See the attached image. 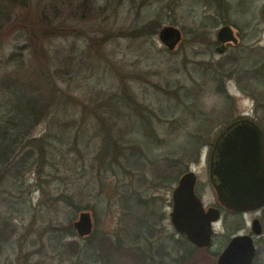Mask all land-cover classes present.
I'll use <instances>...</instances> for the list:
<instances>
[{"label":"rangeland","instance_id":"374dc122","mask_svg":"<svg viewBox=\"0 0 264 264\" xmlns=\"http://www.w3.org/2000/svg\"><path fill=\"white\" fill-rule=\"evenodd\" d=\"M47 1L50 0H34V8ZM79 2L56 0L65 9L61 12L62 19L77 36L70 35L65 40L53 37L47 42L52 54L71 41L76 44L77 72L63 85H69L72 93L86 102L95 97L97 92L113 93L117 92L118 85L125 87L147 106L149 114H145L149 115L151 127L162 141L160 144L154 143L144 156H138L141 165H144L142 172L140 168L132 167L137 155L130 152L128 147L123 149L120 164L113 163V168H109L105 163L99 165L95 157L101 149V137L94 134L97 128L94 117H88L86 130L80 135L81 141L77 142L80 151L69 150L68 144H62L52 136L55 128H51L50 117L39 122L33 134H47L51 143L48 146L51 152L49 158L53 164L45 166L44 175H38L36 167H33L22 170V176L16 183L8 179L2 184L0 227L8 218L10 225L16 227V234L13 238L0 239V264H72L77 260L75 255L59 263L58 256L51 249L53 245L71 240L77 241L82 248L79 254L81 264H99L94 261L96 253L84 239L76 234L62 235L59 231L44 228L47 225L68 224L77 209L63 202L55 208L46 209L39 203L44 197L40 194L39 184L50 195L63 191L73 195L76 205L91 207L98 232L109 235L119 233L127 221L130 231L135 229L136 223L144 226L143 222L136 219V212L129 216L123 213L127 208L122 205V200L127 195H132L134 200L152 196L154 201L151 206L154 204L156 213L154 216L161 215V238L168 246L175 245V239L179 236L170 223L168 213L171 189L179 175L191 168L199 180L205 182L207 171L204 144L213 137L214 130L231 122L242 112H248L255 101L264 104V0H228L231 6L225 19L240 28V38L237 44H226L221 53L215 50L218 42L211 44L192 40L194 32L199 31L212 42L216 41L217 29L228 24L223 21L221 12L216 10L214 0H90L95 9L90 20L80 18L82 12L77 8ZM35 10H31V13H35ZM154 19L160 21L161 26L168 24L180 29L182 39L174 50H167L157 33L137 38L109 37L102 45L94 48L89 46L86 38L105 36L110 29L139 27ZM16 35L12 33L1 39L0 59L12 49L14 43L21 45L24 42L22 38L17 39ZM235 57L238 58L237 62L232 61ZM198 62L210 68L200 70ZM219 86L224 91H219ZM163 87L169 90L178 88L177 97L160 90ZM4 97L0 96V113L5 111L2 106ZM120 119L124 125L132 124L135 127L130 143L142 146L149 142L151 138L147 139L143 133V129H147L144 127L146 122H132L133 119L126 117ZM177 156L183 157L181 164L176 163L175 167L173 164L170 167L166 165ZM162 168H167V171L173 168L179 174L175 180L164 179L162 176L159 178L157 176L163 174ZM45 179L49 181L46 183ZM200 186L205 202L216 199L204 183ZM144 210L141 208L140 214H144ZM258 214L263 216L264 212ZM253 215L255 213H245L243 216L225 213L221 222L223 233L228 232L229 235L237 229L250 227ZM142 230L144 232L146 228ZM24 234L28 235L27 239L22 238ZM121 234L128 236L129 229L125 233L121 231ZM30 239H35L37 243L31 245ZM224 240L219 235L209 252L195 253V261L199 264H215L216 256L212 253L220 251ZM255 242L257 252L253 264H264V230ZM33 249H41V252L35 251L32 255L29 251Z\"/></svg>","mask_w":264,"mask_h":264},{"label":"trees","instance_id":"16d2710c","mask_svg":"<svg viewBox=\"0 0 264 264\" xmlns=\"http://www.w3.org/2000/svg\"><path fill=\"white\" fill-rule=\"evenodd\" d=\"M214 2L216 10L221 12L223 21L235 27L240 34V28L225 19L231 6L228 0H214ZM35 4L34 0H0V44L3 37L12 33L17 34V39L22 38L24 41L21 45L14 43L12 49L0 59V96H5V102L3 100L2 103L5 111L0 113V192L1 186L6 180L11 179L14 183L19 181L22 170L36 167L35 172L42 175L45 166L53 164L49 158L51 152L48 146L51 143L47 134L42 136L33 134L36 125L49 117L52 119L51 128H55L51 133L52 136L54 135V138L62 144H68L69 150L77 151H80L77 142L81 141L80 135L86 130L87 119L94 117L97 122L94 134L101 137V149L95 156L99 165L105 163L109 168H113V163L120 164L119 160L123 149L128 147L130 152L137 155L134 158L138 164L134 160L132 167L140 168L142 172L144 165H141L139 157L144 156L154 143L160 144L162 141V138L157 137L155 130L151 127L149 115L145 114L149 112L147 106L139 102L132 93L120 85L117 86V92H97L89 102L77 98L69 85H63L77 72L75 42H69L67 46L56 50L54 54L47 47V42L53 37H62L61 39L65 40L70 35L77 36V33L62 19L61 12H64L65 9L64 6L56 3V0L36 5L34 8ZM77 8L82 12L81 19L90 20L93 18L95 9L90 4V0H80ZM33 9H36L35 13H31ZM212 21L214 24L216 23L215 20ZM160 27V21L154 19L139 27L113 29V31L110 29L105 36H86V38L89 40V46L94 48L102 45L109 37L150 36L157 33ZM202 34L195 31L192 40L211 42V44L217 42H212L206 34L204 36ZM83 35L85 36L84 33ZM232 61L237 62L238 58L235 57ZM198 63H200L198 64L200 70L210 68L203 62ZM214 71L217 70L214 69ZM218 89L224 91L220 86ZM160 90L170 96L177 97L178 88L169 90L163 87ZM187 92L188 89L186 96L189 94ZM124 110L128 111L123 113ZM15 111H19V113L16 114ZM77 115L78 117H75ZM123 117L133 119L132 122L134 120L141 123L146 122L148 125L144 123V127L147 129L143 126L142 128H144L143 133L147 139L151 138L148 139L149 142L142 146L130 143L135 127H132V124L124 125L120 119ZM182 161L183 157L177 156L171 163L165 164L169 167L173 164L172 166L175 167ZM161 170L163 174L158 175L159 178L162 176L164 179L175 180L179 174L174 172L173 168L169 171L167 168ZM171 172H174L173 175ZM48 181L49 179H45L46 183ZM38 188L40 194L44 196L39 203L46 209L55 208L58 203L63 202L74 205L77 213L83 209L91 211L94 218L93 209L89 206L76 205L73 202L72 194L60 191L50 195L49 191L41 184ZM153 201L152 196L138 197L134 200L130 194L126 196L125 200H122V205L127 208L123 213L129 216L130 213L136 212V219L144 223V226L136 223L135 229L130 231L127 221L121 231L125 233L129 229L128 236L121 234V231L110 235L98 232L94 218L95 228L92 233L81 239L91 246L94 254L96 253L95 262H99V264H199L193 256L200 251L201 254H206L207 250L197 248L180 235L175 239V245L171 247L161 238L159 224L161 215L154 216L156 214L154 204L151 206ZM128 202H131L130 205H126ZM141 208L145 209L144 214H140ZM76 214L66 225H47L44 228L59 231L63 233L62 235H75L72 222ZM2 223L0 239L13 238L16 234V227L10 225L8 218ZM142 228H146V231L143 232ZM172 234L174 235L173 232ZM27 237V234L22 236L23 239H27ZM29 243L35 245L37 241L30 239ZM20 245L22 247L21 241ZM51 249L52 253L58 256L59 263H63L68 257L75 255L77 260L72 264H81L79 254L82 248L77 241L71 240L53 245ZM35 251L40 253L41 249L39 251L33 249L29 252L33 255ZM212 255L216 256V253L213 252ZM18 261L19 259L16 260L17 263H19Z\"/></svg>","mask_w":264,"mask_h":264},{"label":"water","instance_id":"95a60500","mask_svg":"<svg viewBox=\"0 0 264 264\" xmlns=\"http://www.w3.org/2000/svg\"><path fill=\"white\" fill-rule=\"evenodd\" d=\"M238 31L230 24L221 25L216 31L219 45L215 50L223 52L227 43L239 42ZM160 42L172 51L181 41V31L174 25H162L157 32ZM210 162V181L220 204L227 209L246 211L264 205V144L257 125L241 118L228 123L217 136ZM195 174H182L173 191V206L169 213L174 230L183 234L196 247L209 246V235L204 234L205 223L219 216L217 209L204 212L194 193ZM182 197L190 200L181 203ZM79 238L88 237L94 229L91 211L80 210L72 222ZM252 235L263 231L259 219L251 223ZM256 253L253 238L249 234L234 235L219 254L215 264H252Z\"/></svg>","mask_w":264,"mask_h":264},{"label":"flooded vegetation","instance_id":"af4514ba","mask_svg":"<svg viewBox=\"0 0 264 264\" xmlns=\"http://www.w3.org/2000/svg\"><path fill=\"white\" fill-rule=\"evenodd\" d=\"M227 44H229V43H227ZM241 118H247L248 120L254 122L257 125V127L261 131L262 138H263V144H264V104L258 103L257 101H255L253 107L248 112H242L241 114H239L238 117L234 118L233 120H237V119H241ZM227 124H225L224 126H221L220 125L216 130H214L215 134L213 135V137L211 139H209L204 144L205 153H206V156L205 157H206V171H207V179H206V181L205 182H201L199 180V176L197 175V173L194 172L191 168L188 169V170H186V171H184L182 173V174H184L187 171H192L195 174V182H194L193 190H194L195 195L197 196V198L200 201V204H201V206L203 208V211L207 213L209 209H217L218 212H219V216H218L217 219L210 220L209 223L208 224L205 223V226H204V228H205L204 229V234H207V235L210 236L209 237V240H210V243L211 244L209 246L197 247V248H199L201 250H207V251H209L216 244L217 237L219 235L221 237H223L225 239L224 240L225 243L223 242L220 245V251L215 252L216 253V260H217V258L219 256V254L221 253V251L228 244V242L230 241V239L234 235H236V234H249V235H251L252 238H253V242H254L255 248H256V252H257V245H256V242L255 241L257 240V238L260 235H252L251 223H252V220L253 219H255V218L259 219V221H260V223L262 225V228L264 230V226H263V222H264V219L263 218H264V215L261 216V215L258 214L260 212H264V205L263 206H260L258 208L251 209V210H246V211H235V210L227 209L226 207H224V206H222L220 204V202H219V200L217 198L216 191H215V189H214V187H213V185H212V183L210 181V162H211V159L213 158L212 154H213V150H214L215 140H216L217 136L221 133V131L226 127ZM182 174L179 175V177H178L175 185H173V187L171 189V202H170L171 204H170L169 213L172 210V206H173L172 205L173 204V191H174L175 187L177 186L178 180H179V178H180V176ZM203 183H204V185L208 189H210V192L211 193L213 192L215 194L216 199L214 201L205 202L203 200V194L202 193H204V192L200 190V187H201L200 185L203 184ZM189 200H190L189 197H182L180 202L181 203H183V202H187L188 203ZM225 213H229V214H233V215H240V216H243L245 213H255V215H253L250 218V227H248V228L245 227V229H243V230H242V228L241 229H237V230H235L232 233L230 232V234L228 235V232H225V234L223 233V227H222V223H221L222 220H223V216L225 215ZM169 220H170V216H169ZM170 223H171V221H170ZM262 233H263V231H262ZM177 234L180 235V236H182V237H184L186 239V237L183 234H179V233H177ZM255 255H256V253H255ZM216 260H215V263H216Z\"/></svg>","mask_w":264,"mask_h":264}]
</instances>
